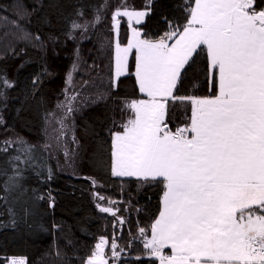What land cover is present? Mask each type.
I'll return each mask as SVG.
<instances>
[{"label":"snow or ice","instance_id":"snow-or-ice-1","mask_svg":"<svg viewBox=\"0 0 264 264\" xmlns=\"http://www.w3.org/2000/svg\"><path fill=\"white\" fill-rule=\"evenodd\" d=\"M150 5L151 0L141 11L117 7L112 15L113 88L130 75L131 61L144 98L124 101L121 111L128 118L113 121L119 130H110L111 175L162 186L158 215L133 239L142 243L149 264H264V0H179L182 18L162 16L166 30L154 38L132 26L144 21ZM119 17H127L131 30L124 45L118 39ZM100 22L96 14L94 23ZM72 28L87 31V24L73 22ZM198 81L208 94H181L185 84L200 87ZM58 107L73 111L71 103ZM178 109L186 117L182 124H174ZM20 161V155L7 161L12 175L0 168L6 177L0 201L13 227L17 204L28 214ZM97 206L116 215L111 207ZM117 248L114 240L109 244L100 237L87 264L119 259ZM135 259L143 262L141 256ZM7 264L25 260L13 257Z\"/></svg>","mask_w":264,"mask_h":264},{"label":"trees","instance_id":"trees-1","mask_svg":"<svg viewBox=\"0 0 264 264\" xmlns=\"http://www.w3.org/2000/svg\"><path fill=\"white\" fill-rule=\"evenodd\" d=\"M124 1L106 0L102 7L105 0H0V148H8L7 153H0V168L12 175L7 161L21 156L17 163L28 209L25 215L19 204L14 207L17 226L13 227L7 206L0 201V264L13 257L24 258L26 264H86L100 237L109 244L116 239L120 257L112 264H149L142 243L133 238L139 227L149 228L158 215L162 186L116 178L110 170V130H119L113 121L128 118L129 113L121 111L124 101L144 98L131 75L133 65L130 75L120 78L115 89L112 85V15ZM126 2L136 11L149 6V0ZM178 3L151 0L142 32L154 38L166 30L162 16L182 18ZM96 14L101 22L87 37L82 29L72 28L73 22L92 21ZM120 22V42L125 43L128 25ZM25 34L27 39L21 36ZM73 64L79 69L73 70ZM70 72L77 75L73 91L79 93L78 103L88 102L85 110L76 112L71 129L78 175L61 171L47 138L50 118L61 108L58 105H64ZM198 83L197 88L185 84L181 94H208L202 82ZM180 112L174 124L185 121ZM6 140L14 143L5 145ZM5 179L0 176V182ZM101 192L121 200L115 216L98 210L101 202L95 195ZM127 206L132 207L130 211ZM105 250L110 256V250ZM136 256L143 257V262Z\"/></svg>","mask_w":264,"mask_h":264},{"label":"rangeland","instance_id":"rangeland-1","mask_svg":"<svg viewBox=\"0 0 264 264\" xmlns=\"http://www.w3.org/2000/svg\"><path fill=\"white\" fill-rule=\"evenodd\" d=\"M121 5H122L121 7L126 6L129 10H132L127 5L126 0ZM118 19L120 21L123 20L124 22L127 23V17H119ZM145 19H146V17H145ZM145 19L139 25L135 24V22L133 21V25L132 26L140 28V26L145 22ZM84 24H87V31H84L82 29V32H83L82 34L85 33L84 37H87L86 33L89 32V30L92 29L94 26H97L99 23L96 24V23H94V20L91 21V20L85 19V20H83L81 22V25H84ZM121 32H122V25H121V22H120L119 28H118V39H119V42H120V38L122 36ZM114 34H115L114 46H113V49H114L113 50L114 66H113L112 85H113L114 73H115V40L117 38V30H116L115 27H114ZM130 35H131V30L128 27L126 42H127V39L130 37ZM21 36H24V35H21ZM21 36H20L19 39H21ZM12 38H14V40H16L17 37H12ZM126 42L125 43H121L120 42V43H121V45H124V44H126ZM83 43H84V41H83ZM131 65H132V63L130 61V63H129V73L131 71ZM81 71H82V69H80L79 73H82ZM122 77H124V76H121L120 78H122ZM76 78H77L76 72L75 73L73 72L71 84L69 85L67 83V91H66L65 98H64V103H63L64 105L67 104V103H71L72 107H73V111H72V113L68 114V113H66V109L64 107L58 108L57 114L54 115L52 118H50V125H49V130H48V137H47L48 138V145H50V150H52V152L55 153V156H56L55 160L59 164L58 167H60L61 171H66L68 173H71V175H78L77 174V168H76L77 167V162H76V159H75L76 158L75 157L76 152H74L75 151V147L72 145V140L73 139L71 137V134H72V130L71 129H73V122H74V119H75V117L77 115L76 112H80L82 110H85L87 108L85 106V104L88 103V102H85V101H84V103H82V102L78 103L79 102L78 99L80 98L78 96L79 93L76 94V92L73 91L75 89L74 85H75V82H76ZM116 84H117V81H116ZM74 95L76 96L75 101H70L68 98L72 97ZM80 104L83 105V106H80ZM74 109L76 111H74ZM61 120H63V127H61V124H60ZM61 156H63L64 158L61 159ZM98 195H99V197L100 196L104 197L103 200L100 199V201H99V202H101V204H99L100 206H102V207H111L113 209V211H115V212H118L120 210L119 201L121 202V200H117V198L113 199L112 197L110 198L109 196H105L104 194H102V192L100 194L97 193L95 196L97 197ZM99 197H98V199H99ZM128 208H129V211H130L132 207L129 206ZM98 210H99V207H98ZM104 214H106V213H104ZM117 216H119V213H118ZM114 241L116 242V239H114ZM10 259L11 258H9V260ZM116 259L117 258L109 259V263L112 264V261H115ZM25 264H26V261H25Z\"/></svg>","mask_w":264,"mask_h":264},{"label":"crops","instance_id":"crops-1","mask_svg":"<svg viewBox=\"0 0 264 264\" xmlns=\"http://www.w3.org/2000/svg\"><path fill=\"white\" fill-rule=\"evenodd\" d=\"M115 177V176H114ZM116 178H128V177H116ZM166 252H169L170 250L166 249ZM110 264V263H109Z\"/></svg>","mask_w":264,"mask_h":264},{"label":"water","instance_id":"water-1","mask_svg":"<svg viewBox=\"0 0 264 264\" xmlns=\"http://www.w3.org/2000/svg\"><path fill=\"white\" fill-rule=\"evenodd\" d=\"M106 214H109V213H106ZM109 215H111V214H109Z\"/></svg>","mask_w":264,"mask_h":264}]
</instances>
